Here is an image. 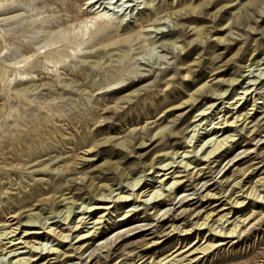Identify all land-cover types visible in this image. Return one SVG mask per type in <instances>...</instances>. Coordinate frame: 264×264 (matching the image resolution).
<instances>
[{"label": "rangeland", "instance_id": "1", "mask_svg": "<svg viewBox=\"0 0 264 264\" xmlns=\"http://www.w3.org/2000/svg\"><path fill=\"white\" fill-rule=\"evenodd\" d=\"M87 2L0 0V249L36 230L45 235L43 226L67 229L73 203L70 219L97 206L95 188L110 214L84 215L94 224L65 243L12 247L0 264H264V206L253 198L244 212L222 211H238L228 205L243 193L236 183L264 195V0H100L94 9ZM96 10L112 21H95ZM235 113L241 121L211 141L228 138L223 149L207 159V144L186 156L190 168H166L184 183L159 190L157 216L156 199L133 196L167 172L158 159L171 163L178 152L177 160ZM108 137L120 140L86 155ZM136 178L141 186L133 188ZM120 196L128 202H113ZM210 214L229 219L225 227L249 218L236 238L199 258L194 250L210 237L195 224Z\"/></svg>", "mask_w": 264, "mask_h": 264}, {"label": "bare ground", "instance_id": "2", "mask_svg": "<svg viewBox=\"0 0 264 264\" xmlns=\"http://www.w3.org/2000/svg\"><path fill=\"white\" fill-rule=\"evenodd\" d=\"M99 2H100V0H88L87 5L90 6V7H92L94 9L98 5ZM148 5L151 6L153 4L151 3V4H148ZM192 9L193 8H191L190 10H192ZM204 9H205V7H202V9L199 10V11H197V12L195 10H193V14H197V15L204 14V12H203ZM95 12H96V15H97L96 18H95V21H104V22H107V23H109V22L112 21V19L110 18V16L106 12L104 14H101L100 12H98V10H96ZM216 15L218 17V13ZM176 18H179V17L177 16ZM190 19H192L191 16H189L186 19H182L181 18L180 20L183 21V20H190ZM176 23H177V26H179L180 21L179 22L177 21ZM203 31H204L203 29L199 30L200 37L203 36V34H204ZM151 43L153 45L155 44L153 40H151ZM234 81L235 80H231V83L233 84ZM118 85L119 84L114 83V84L110 85V88L116 87ZM252 91H253V89H252ZM215 93L217 94V90L216 91H213V94H215ZM247 94L248 93H246L245 95L247 96ZM251 95H248V96H251ZM253 100H255V103H256V99L254 98ZM184 104H186V103H184ZM180 106H182V105H180ZM234 109H237V106ZM237 113H239V112H237ZM237 113L231 115L230 117L228 116L229 118H224L221 121V123H218L217 124V126L213 129L212 132L211 131H208L206 133V136L202 140H200V141L197 142V143H199L198 146H196L197 143H195L194 145H192L193 142L191 141L190 144L187 146V149L183 150V152L178 156V159H182L181 161L178 162V159L177 160L174 159V156H177L178 155V152L175 153V154H173V157H170L173 160V162H171V163L165 164L166 159H158L157 162H159V164L161 166H163V169H159V170H161V171H167V172L164 173V174H162V175L159 174L158 177H157V180L155 181L154 184H152V186H150V183H149V184H145L139 190L137 189L140 192L137 193V194H135V195H133V196H136V198L139 200V202L140 201L141 202H147L148 199H156V201H155V203L153 205V209H155V216H157L158 213H159V211H160L159 207L162 204L161 202H162V199H163L162 198L163 197V194H159V190H165L166 188H168V187H170L172 185L175 186V185H181V184L184 183V181L181 180L182 177H180L179 175H176V172L175 171H172V169L174 168V166L170 167V169L169 168L166 169V168L169 167V166H171V165H173V164L180 165V166L177 165V167L175 166L176 168H184V169L190 168L191 164L189 163V161H186L185 162V160L187 158L186 156L187 155H190V154H196L197 152H199V150H203V148L207 144H209V146L207 147V149L205 151H207L209 148H211V150L207 153V155H205V158H207V159H209L211 156H213L214 154H216L217 152H219L221 149H223L228 144V142H229L228 141V138L227 139H222V140L215 139L214 142H211V141L213 140V137L216 136L217 133H219V131H221L223 129L230 128V127L233 128L236 124H238L241 121L240 119H241L242 115H237ZM242 130H244V128ZM194 132H196V131H194ZM133 133H134V131H131V133L128 135V137H131L133 139L132 141H135L138 137L136 138L135 136H133ZM162 134L163 133H159L157 136L159 137ZM182 134H184V130L181 131V132H179V133H177V136L182 135ZM250 134H253V131H251ZM195 137L196 136L194 135L192 137V139H194ZM119 140L120 139H117L116 137H108V138H105L103 141L96 142V144H93L88 150H86V155L87 156H90V154L93 153L94 149H98L101 146L107 145V144H113V143L115 144L116 141L119 142ZM125 142L126 141L123 140L122 142L120 141V143L119 144H116V145L122 147L121 150H124V146L123 145H124ZM212 143H213V145H212ZM137 144L139 145V148L138 149L143 148L145 146V144H146L145 137L144 136L141 137L137 141V143L135 144V146ZM135 146H133V147H135ZM128 147L129 146H127V148ZM198 148H200V149H198ZM129 152H131V151H129ZM134 152H135V150H134ZM143 157H144V155H141L140 156V159L143 158ZM153 167L154 166L152 165V168ZM114 170H115V174L122 176V174L119 171V168L118 167H116ZM169 170H171V171H169ZM154 174H156V172ZM154 174H153L152 178L155 177ZM126 180H127V178H126ZM85 181H86L85 178L81 179V183H84ZM132 181H133L132 187L133 188H136V187L138 188V186L140 185V182L141 181H139L138 178L133 179ZM150 181H151V179H150ZM238 185H239V187H238ZM256 186L249 187L248 189L243 190V186L241 187L239 183H236V185H234V188L240 189L241 190L240 192H243V193H242V195H237V197H235L234 199L231 198V197H229V200L231 201V203L229 202L228 205H232L233 208L234 209H237L238 211L235 212V210H233L232 208H230V209L224 208V209H222V211L229 210V212L227 211L228 214L234 213V215L239 214L241 212H244V211H246V208L251 203V202H247V204H246V201L248 199H253V198H256V200H257V202L255 201V207L257 205H259V204L261 205V207L264 206V195L263 194L261 195L260 193H258V190H257V187ZM262 187H264V183L262 184ZM177 190H178V188L170 190V191H172V194L171 195H173V197H176L177 196ZM93 194L96 195V196H99V200H98L99 203L97 204L96 207H93L91 209H88V208L86 209V208L83 207L82 209H84V210L86 209V213H81V214L79 213V215H77L76 217L70 219V213L72 212V209H73L72 207L75 206V203H73L71 207H68V214H69V216L67 215L66 219L64 220V221L67 222V224H65V225H68V228L67 229H62L61 227H57V226H56L57 228L49 227V226L47 228H44V226H43V228H41V229L45 230V233H43L45 235L42 236L41 235L42 233H40V230H36L33 233H31L32 235H25L24 238H22V236H21L19 238V240L21 239L22 241H19L18 240V243H15L13 245L11 244V247H4V248L2 247L0 249V257L1 256H6L7 254H9V255L10 254H13L16 250H19V249H30V251L36 252L37 249H39L36 246H38V247L43 246L44 245L43 244V241H46V243H54L56 241L59 242V244L65 243L67 240L71 239L74 234H76L77 232L81 231L84 228V226L87 227V225H89V224H94V222H95L94 221V218H93V222H89L90 221L89 218L92 215H90L87 218L84 217V215H86L88 213L94 214V212H97V214H99L98 217L96 216L98 218V220L105 219V217H107L110 214L108 211L111 210V206L109 205L110 202L107 201V195H105L104 193H101V189H99V188H95L93 190ZM244 194L246 195V197H244ZM240 196L242 198H239ZM128 199H129L128 196H120L117 199V201H113V202H115V203L119 202L121 204L122 203L125 204V203L128 202ZM142 199H143V201H142ZM258 200H261V202L258 203ZM113 202H111V203H113ZM51 210L56 211V208L55 207H52ZM87 210H90V211L87 212ZM242 216H241V218H239L238 221H236V222L233 221L230 224H228L227 227H225L226 226L225 224L229 222V219H226V221L223 222V220L225 219V216L220 217L217 220H214L213 215L210 214V215H207L203 219V221L201 223H199V221L196 222V224H195L196 225L195 226L196 227V230L202 231V232L203 231H206V235L209 233L208 236L210 237V241L208 240V241L205 242V243H207L205 247H203L202 249H198L197 248V249L194 250V251L198 252V253H196V254H198V257L199 258H203L202 256H206L212 250L217 249V248H220V247L228 244L227 241L233 240L234 238H236V236H238L240 234L241 230H242V227L240 228V226L243 225L244 223H246L247 220H248V218H249L248 217L246 219H243ZM19 217L21 218V215H13V216H11V218H13V220H15L16 218H19ZM35 217L37 219H41V216L40 215H37V216H29L28 217V220L26 221V223L35 224V221H34V218ZM88 219H89V221H88ZM210 223H212V225H210ZM13 225H15V224H13ZM11 226L12 225H8L9 229L12 228ZM14 232H15L14 230H11L8 233H4L2 236H7L8 237L9 235L13 234ZM33 236H41V237H33ZM14 237L15 236H12L10 238L11 243H13V241H15V240H12V238H14ZM40 238H42V239H40ZM23 239H26V240L23 242ZM84 246H85V244L84 245L81 244L79 246L78 250H81V251L83 250L82 252L84 253V251H85L84 250ZM12 247H16V250H10V251H8ZM17 247H19V248H17ZM44 250H48L50 253H53V252H57L58 251V249L52 248V247H50L49 249L45 248ZM62 257L69 258V257H67V254L66 253L62 254ZM198 257H196L195 259H197ZM192 261H194V260H192ZM28 263H29V261H25L24 259H19V260H16L14 264H28ZM162 263H163V261L160 260V261L156 262L155 264H162ZM142 264H144V263H142ZM187 264H190V262H188Z\"/></svg>", "mask_w": 264, "mask_h": 264}]
</instances>
